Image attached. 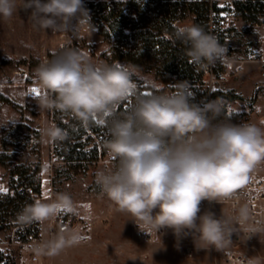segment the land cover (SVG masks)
I'll return each instance as SVG.
<instances>
[{"label": "clouds", "instance_id": "9594fccd", "mask_svg": "<svg viewBox=\"0 0 264 264\" xmlns=\"http://www.w3.org/2000/svg\"><path fill=\"white\" fill-rule=\"evenodd\" d=\"M20 7L30 10L34 27L54 32H77L90 21L83 0H24L22 5L0 0V18L11 19ZM173 39L187 46L197 66L212 65L227 55L217 38L198 25L177 27ZM134 75L129 66L95 63L70 47L34 70L43 107L68 113L85 128L92 122L107 123L110 139L105 148L116 163L97 171L95 182L117 211L132 217L150 237L155 232L161 247L158 233L171 229L178 241L191 235L197 249L222 250L231 244L237 226L210 210L201 214V203H222L264 163V127L221 119L220 101L196 102L183 84L171 92L143 95ZM130 98L128 111L119 113V105ZM67 135L60 128L51 132L58 141ZM61 205L70 208L71 202L63 197L55 205L31 206L21 219H46ZM240 218H247L246 208ZM247 232L249 239L264 228ZM248 264H260V258L252 257Z\"/></svg>", "mask_w": 264, "mask_h": 264}, {"label": "rangeland", "instance_id": "374dc122", "mask_svg": "<svg viewBox=\"0 0 264 264\" xmlns=\"http://www.w3.org/2000/svg\"><path fill=\"white\" fill-rule=\"evenodd\" d=\"M23 2L17 0L18 5ZM220 3L223 4V1ZM189 24L187 19L180 26ZM233 24L239 32L247 26L239 19H234ZM63 32L34 27L30 10L24 11L22 7L11 19L0 18V93L8 98L7 101L0 99V151H5L1 144L4 140L10 160L22 162L36 161V150H39L42 189L40 194L32 193L34 205H55L63 197L70 200V208L61 205L54 215L39 220L44 234L57 213H67L74 220L63 237L45 238L50 242L41 263H30L25 255L21 256L16 244L6 243L10 240L12 223L0 227V250L9 254L10 258L16 256L15 260L10 259L9 264H223L222 251L228 246L222 250L214 247L197 249L191 235L178 241L171 229L161 235L163 247L157 241L145 242L140 238L132 217L117 211L95 182L97 171L113 168L116 163L107 150L100 153L84 171H74L64 164L52 162L51 132L57 128L52 120L53 108L40 104L43 94L29 97L27 91L29 86L37 85L34 79L36 67L52 54L65 49L62 47ZM76 34L81 43L79 46L74 44V49L82 51L95 63L129 66L135 73L133 80L137 89H145L148 94L152 89L165 92L176 90V85H165L142 67H134L125 60H105L100 53L108 46L107 41L88 22L85 21ZM249 40L256 42L259 48L255 59L248 58L245 50V43ZM89 44L93 51L85 52ZM223 46L227 55L220 63L225 67L218 68L217 74L205 75L207 88L222 91L226 96L213 100L225 105L226 120L264 127V26H254L243 34L240 32L227 37ZM92 133L99 143V136ZM9 182V167L0 164V192L9 190ZM209 210L212 211L201 203V214ZM213 212L217 217L222 215L227 219L225 205H216ZM253 249L250 245L237 247L241 252H250L249 259L259 257L260 262L264 261V246H259L258 252Z\"/></svg>", "mask_w": 264, "mask_h": 264}, {"label": "trees", "instance_id": "16d2710c", "mask_svg": "<svg viewBox=\"0 0 264 264\" xmlns=\"http://www.w3.org/2000/svg\"><path fill=\"white\" fill-rule=\"evenodd\" d=\"M220 1H223V4ZM83 3L105 37L109 38V33L104 23L113 33V53L108 60H125L134 67H142L167 86L187 83L196 102H209L214 101L215 97L226 96L222 91H211L203 86L205 66L192 63L187 54V46L173 39L175 29L189 19V25L200 26L224 45L227 37L238 35L240 32L243 34L254 26H264V0H85ZM231 8L235 10V18L247 24L240 32L232 22L225 24L222 21V13ZM125 9H130L131 13H126ZM224 67L220 61L212 64L216 74L218 68ZM153 92L161 91L152 89L151 93ZM0 99L8 100L1 93ZM132 103L133 101L122 102L118 112H127ZM226 111L223 104L221 119L227 118ZM62 116L66 120L62 121ZM53 118L57 122L56 127L68 134L67 138L59 141L56 146L57 153L65 160L64 166L68 169L84 171L89 164L97 160L100 153L107 150L105 143L110 139V135L107 133L106 122L104 125L92 122L88 126L91 132L99 136L98 143L72 115L54 108ZM36 137L38 138V134ZM1 144L4 145L5 151H0V164L8 166L10 173L9 190L0 192V227H5L10 225L18 214H26V211L34 206V196L26 189H31L34 194L41 193V161L39 150H36V161L13 162L10 160L11 156L6 153L8 147L5 141L2 140ZM86 144L89 146L86 147ZM54 171L55 174L58 173L57 169ZM10 259L8 254L0 250V264H9Z\"/></svg>", "mask_w": 264, "mask_h": 264}, {"label": "built area", "instance_id": "2783aa9c", "mask_svg": "<svg viewBox=\"0 0 264 264\" xmlns=\"http://www.w3.org/2000/svg\"><path fill=\"white\" fill-rule=\"evenodd\" d=\"M212 1V0H209ZM231 2L232 0H226ZM126 13H131L130 9H125ZM235 10L233 8L229 9L227 12L222 13V21L225 23H233L235 18ZM90 17V15H89ZM88 22L94 29L98 32L99 35L102 36L104 40L107 41L108 46L102 51V57L105 60H108L112 56V40L113 33L110 28L104 23L106 30L109 33V38L105 37L99 26H97L92 18L90 17V21ZM178 21H176L177 23ZM180 26V25H179ZM178 26V27H179ZM66 32V31H64ZM62 33L64 37V41L62 47L65 48H73L75 46H79L81 43V39L78 37L76 32L70 31L68 34ZM245 50L247 52L248 58L255 59L259 55V48L254 41H247L245 43ZM85 52H92L93 47L89 44L84 49ZM56 54V53H54ZM48 57L51 59L53 57ZM47 59V60H48ZM214 75L212 65H208L204 67V74L202 77L203 84L208 87V81L205 79V75ZM184 85L190 90V85L187 83H181L179 85ZM178 85V86H179ZM36 89L37 91H32ZM210 90V88H208ZM137 91L143 95H147V91L145 89H137ZM28 96L35 97L37 95L43 94L41 89L37 85H31L28 87ZM128 101L132 102L133 98H130ZM54 112V108H53ZM52 120L57 126L56 120L53 118ZM61 120L64 121L66 118L64 116L61 117ZM86 131L90 133L95 139V135L91 132L89 127L86 128ZM108 133V130H107ZM97 141V140H96ZM59 145L58 140H52V158L53 163L65 164V160L57 153L56 146ZM89 146L86 144V147ZM27 191L33 193L31 189L27 188ZM205 206L212 210L216 205H225L227 207V219H230L237 226V232L233 233L231 239V244L228 245L225 250L222 251L223 256V264H248L249 253L241 252L237 250L239 245H250L253 247L255 251L258 252L259 246H264V232L259 235H254L251 238L247 239V229L250 227H261L264 228V163H261L257 166V168L250 174L249 180L243 187L236 189L233 194L225 199L222 203H217L215 201H202ZM242 208L247 209V218H240V210ZM25 214H18L17 218L13 220L12 223V233L10 236L9 242L10 244H16L19 247V252L23 257L25 255L26 260L30 263H41L46 254V248L49 246V240L54 237H63V235L70 230V227L74 220L69 217L67 213H57L53 218V222L51 227L46 231V234L43 233L41 229V225L39 220H32L31 222H26V220H22L21 216ZM165 229H161L158 235L164 233ZM137 234L140 238H142L145 242H153L157 241V236L155 232L151 234V237L142 232L137 226ZM46 238V239H45ZM7 255V253L4 251ZM9 255V254H8ZM260 255V253H259ZM12 259L15 260L16 256H12ZM260 264H264V261L260 262Z\"/></svg>", "mask_w": 264, "mask_h": 264}, {"label": "snow or ice", "instance_id": "6c2138e0", "mask_svg": "<svg viewBox=\"0 0 264 264\" xmlns=\"http://www.w3.org/2000/svg\"><path fill=\"white\" fill-rule=\"evenodd\" d=\"M32 91H37L36 89H33ZM42 214H43V211H42Z\"/></svg>", "mask_w": 264, "mask_h": 264}, {"label": "crops", "instance_id": "0c3cea01", "mask_svg": "<svg viewBox=\"0 0 264 264\" xmlns=\"http://www.w3.org/2000/svg\"><path fill=\"white\" fill-rule=\"evenodd\" d=\"M240 20V19H239ZM240 21H242V20H240ZM243 22V21H242ZM243 23H245V22H243Z\"/></svg>", "mask_w": 264, "mask_h": 264}]
</instances>
